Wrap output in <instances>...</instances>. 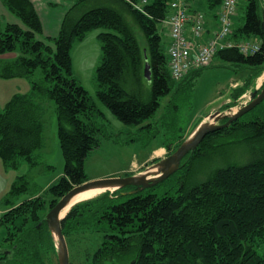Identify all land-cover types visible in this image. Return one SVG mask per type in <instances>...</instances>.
<instances>
[{
    "label": "trees",
    "instance_id": "obj_1",
    "mask_svg": "<svg viewBox=\"0 0 264 264\" xmlns=\"http://www.w3.org/2000/svg\"><path fill=\"white\" fill-rule=\"evenodd\" d=\"M72 1L59 36L51 38L56 50L36 38L43 28L31 0H4L26 29L20 24L0 25V55L17 54L14 59H0V78H22L31 85L29 94L14 95L0 111V159L13 171L23 161L35 164L33 154L45 146L47 101H53L65 169L60 181L45 192L52 197L49 211L73 188L89 181L85 161L101 142L97 119L102 113L72 71L71 53L77 42L93 30H104L98 37L102 58L96 70L97 93L128 126L154 118L161 100L173 89L183 90L202 70L181 81L171 75L160 26L173 0ZM246 1L245 23L237 29L234 23L233 38L255 37L260 50L245 56L236 48L226 49L215 58L240 65L255 78L264 71V0ZM206 4L218 8L221 0H206ZM129 18L146 36L149 58L143 57ZM147 60L152 76L149 84L144 76ZM243 93L245 89L237 95ZM173 108L168 106L158 121L142 129H153L154 136L159 123L176 130L178 109ZM199 124L174 150L164 147L169 155ZM236 147L244 148L243 163L218 168L200 182L184 179L174 194L159 195L153 187L126 195L135 190L128 187L73 206L62 222L70 259L68 237L77 234L89 245L84 247L83 264H264V102L230 127L207 136L180 170L189 173L205 156L224 155ZM29 189V180L17 176L0 203V226L12 236L0 237V250L11 252L0 255V264H50L57 256L45 222L47 214L40 215L46 208L44 196L35 193L21 200ZM70 264L74 263L70 260Z\"/></svg>",
    "mask_w": 264,
    "mask_h": 264
},
{
    "label": "rangeland",
    "instance_id": "obj_2",
    "mask_svg": "<svg viewBox=\"0 0 264 264\" xmlns=\"http://www.w3.org/2000/svg\"><path fill=\"white\" fill-rule=\"evenodd\" d=\"M72 2V0L64 1L67 7L65 15L73 6L74 3ZM190 2L193 4L194 0ZM246 7L247 1L240 0L239 16L235 20L236 29L245 23ZM50 9L55 10L53 14H56L57 10L61 11L59 10L61 9L60 6L50 7ZM198 10L208 16L213 15V10L208 5L205 7L203 5ZM41 18L43 21L42 23L40 19L42 28L43 25L46 28L54 20L55 16L44 12ZM129 21L134 27L143 57L149 58V46L146 36L132 18H129ZM19 22L26 29L20 19ZM163 26H160V30L163 34V46L168 55L170 40ZM60 31L61 29L56 36L50 35V37H58ZM101 32H104V30L97 29L91 31L83 41L77 42L74 45L71 53L74 77L79 80L88 92L91 102L102 113V116L97 119V125L102 129L100 146L93 150L85 161V172L89 181L111 177H127L130 176L128 174L138 175L144 173L152 165L168 157L170 153L167 150L166 154L156 159L154 158V150L160 146H170L174 150L180 140L188 136L207 115L217 110L225 113L236 112L251 101L250 95L254 90L258 89L260 93L264 85V71L259 77L252 78L254 74L251 71L245 70L240 65L227 63L216 57L210 67L203 68L195 80L185 84L183 90L177 91V89H173L169 96L163 98L161 100V107L154 118L145 121L139 126H128L123 124L98 97L96 70L102 58V44L98 38ZM36 38L46 42L56 50L55 41L48 39L44 33L37 34ZM246 41L258 42L255 37L248 38ZM6 55L8 58L13 57L11 54ZM147 86L145 82V87L147 88ZM242 89H245V93L241 96L237 95ZM30 91L31 85L26 79L5 80L0 78V111L4 110V107L14 95L29 94ZM227 105L230 107L223 110L224 106ZM168 106L169 108L171 107V110L174 109V106L178 109L176 116L179 119V124L176 130L165 128L159 123V125L156 124L154 126L158 130L154 136L153 129H142V127L158 121L165 114ZM204 121L210 122V119L207 118ZM178 128L181 129L178 131ZM44 137V148L37 150L33 154L35 164L32 165L23 161L19 170L13 171L7 170L0 159V203L10 191L16 177L25 176L30 182V189L29 192L21 196V200L29 199L35 193L43 195L46 201V208L43 212H40V215L47 214L52 197L45 192L60 181L64 176L65 169L64 157L58 138L56 106L53 101H47ZM243 154L244 148L236 147L228 149L224 155H217L212 158H210V155L205 156L204 160L198 162L191 172L188 173L184 169L178 171L169 179L155 186L154 192L159 195L166 192L174 194L180 187L182 180L186 179L190 183L200 182L208 178L218 168L229 164L243 163ZM37 197L39 196L33 198L36 199ZM0 214H3V212L0 211ZM75 235L77 234H71L68 237L71 246L70 260L74 264H83L85 263L83 255L84 247H88L89 245L85 243V237L78 238ZM0 237L12 236L4 227L0 226ZM0 242H2L1 238ZM50 264H59L57 256L54 259L51 258Z\"/></svg>",
    "mask_w": 264,
    "mask_h": 264
},
{
    "label": "built area",
    "instance_id": "obj_3",
    "mask_svg": "<svg viewBox=\"0 0 264 264\" xmlns=\"http://www.w3.org/2000/svg\"><path fill=\"white\" fill-rule=\"evenodd\" d=\"M190 1L173 0L163 23L170 40L168 65L174 80L181 81L191 72L209 67L219 51L236 48L250 56L260 50L258 42L233 38L240 0H221L212 16L194 9Z\"/></svg>",
    "mask_w": 264,
    "mask_h": 264
},
{
    "label": "water",
    "instance_id": "obj_4",
    "mask_svg": "<svg viewBox=\"0 0 264 264\" xmlns=\"http://www.w3.org/2000/svg\"><path fill=\"white\" fill-rule=\"evenodd\" d=\"M144 76L147 83H151V65L146 61ZM251 101L241 107L234 113H225L220 110L207 115L194 132L181 144V146L168 157L160 160L152 165L144 173L127 177H111L95 181H88L82 185L76 186L67 193L45 216V222L55 241L57 260L59 264H70V254L66 238L63 233L62 222L67 214L63 216L64 211L69 207L72 201L78 195L95 189H104L106 192L113 193L119 189L134 187L135 190L125 193L126 195H134L144 190L153 188L161 182L169 179L177 173L183 166V161L189 155L194 154L205 138L215 132L230 127L234 122L254 110L264 102V85L259 90H254L250 95ZM209 118L210 122L204 120ZM224 121V123H222ZM78 204V203H77ZM0 255L10 256L11 252L0 250ZM131 264H136L133 261Z\"/></svg>",
    "mask_w": 264,
    "mask_h": 264
},
{
    "label": "crops",
    "instance_id": "obj_5",
    "mask_svg": "<svg viewBox=\"0 0 264 264\" xmlns=\"http://www.w3.org/2000/svg\"><path fill=\"white\" fill-rule=\"evenodd\" d=\"M65 0H31L33 5L35 6V9L42 21V15L43 13H49L53 16H55L54 20L50 22L46 28L43 25V33L44 35H47L48 39H51V36H56L59 33V30L62 27L63 20L65 18V11L67 9L66 4L64 3ZM73 3V2H72ZM71 4V3H70ZM204 7L207 5L205 0H194L192 6L195 9H199L200 7ZM54 6H60L61 11L57 10L56 14H53L55 10L50 9V7ZM10 12V13H9ZM4 4V0H0V25L6 26L7 24H20L19 18L13 14ZM3 23V25H2ZM43 23V21H42ZM47 29V31H46ZM56 38V37H54ZM52 38V39H54ZM13 55L12 58H8L7 55L0 56L1 59H14L17 57V54L12 53L11 56ZM154 158L158 159L161 158L164 154L167 152V148H164L163 146H160L156 150H154ZM1 211V210H0ZM3 212V211H2Z\"/></svg>",
    "mask_w": 264,
    "mask_h": 264
},
{
    "label": "bare ground",
    "instance_id": "obj_6",
    "mask_svg": "<svg viewBox=\"0 0 264 264\" xmlns=\"http://www.w3.org/2000/svg\"><path fill=\"white\" fill-rule=\"evenodd\" d=\"M105 191L106 190H104V189H95V190H90V191H87V192H84V193L78 195L77 197H75V199L69 205V207L64 211L63 216L66 215V213H68V211L70 210V208L73 205H76L77 203H80V202H83V201L93 200L94 198H96V197L102 195L103 193H105Z\"/></svg>",
    "mask_w": 264,
    "mask_h": 264
},
{
    "label": "flooded vegetation",
    "instance_id": "obj_7",
    "mask_svg": "<svg viewBox=\"0 0 264 264\" xmlns=\"http://www.w3.org/2000/svg\"><path fill=\"white\" fill-rule=\"evenodd\" d=\"M222 123H224V121Z\"/></svg>",
    "mask_w": 264,
    "mask_h": 264
}]
</instances>
